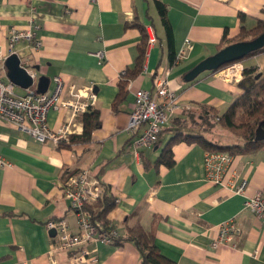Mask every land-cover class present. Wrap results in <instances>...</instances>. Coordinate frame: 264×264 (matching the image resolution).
<instances>
[{
	"label": "crops",
	"instance_id": "crops-1",
	"mask_svg": "<svg viewBox=\"0 0 264 264\" xmlns=\"http://www.w3.org/2000/svg\"><path fill=\"white\" fill-rule=\"evenodd\" d=\"M158 1L167 10L170 40L154 0H0V47L5 56L10 29L25 30L29 19L39 25L38 49L25 41L14 46L13 55L20 62L27 60L36 73L30 88L36 91L39 78L44 77L49 93L54 77H60L65 87L74 84L81 89L82 100L90 90L96 96L92 109L99 116V125L87 142L72 140L59 148L38 143L0 121V158L6 162L0 165V264H50L51 260L72 264L68 253L49 254L54 236L45 223L61 219L70 233L79 232L61 183L67 173L80 170H88L109 188L114 201L119 200L107 215L117 232L122 235L136 223L152 230L159 253L173 263L264 264V229L244 208L246 198L256 193L264 197V148L234 156L224 176L225 182H234V188L219 187L205 180L204 150L195 142H173L174 165H156L173 138L171 120L156 145L140 148L137 154L134 136L127 131L134 92L151 89L152 74L160 66L168 69L169 87L180 106L174 118L183 117V107L196 104L222 113L242 93L238 83L222 75L223 68L190 82L184 77L217 52L223 37L229 40L239 33V14L245 16L243 25L252 28L254 19L263 17L264 0ZM147 25L156 43L147 47L142 70L118 96L121 74L133 69L144 35L141 28ZM181 48L183 60L170 66L169 51L175 55ZM98 52L102 59L95 55ZM238 63L264 76V51ZM0 80L9 82L6 68L0 70ZM13 87L14 94L25 95L26 89ZM80 116L51 110L47 125L57 131L68 124L69 136L77 137L83 131ZM242 182L244 192L235 193V186ZM229 220L239 229L233 246L212 248L219 226ZM83 249L95 252L96 262L88 264H139V253L129 242L117 246L91 241Z\"/></svg>",
	"mask_w": 264,
	"mask_h": 264
},
{
	"label": "built area",
	"instance_id": "built-area-1",
	"mask_svg": "<svg viewBox=\"0 0 264 264\" xmlns=\"http://www.w3.org/2000/svg\"><path fill=\"white\" fill-rule=\"evenodd\" d=\"M39 25L29 19L28 27L25 30L10 29L7 36L9 55L14 53V46L20 41L33 44L35 49L41 46V42L35 38V32ZM147 37L146 45L152 46L156 43V38L151 26H144ZM187 49H192L188 39L184 41ZM184 49H179L174 57L175 64L183 60ZM99 59L103 58L101 52L95 54ZM5 56L0 47V70H4ZM20 66L26 71L31 79L36 77V73L30 68L27 60L20 62ZM244 68L240 63H234L225 67L222 75L232 83H239L243 78ZM54 88L51 92L36 93L30 87L26 89L23 96L14 94V87L11 82L0 80V121L7 122L38 143H50L54 147L57 144L65 143L71 133L69 125L62 126L54 131L48 128L47 115L51 110L58 111L64 109L70 111L74 117L87 113L94 105L96 96L89 90L86 99L82 100L81 89L70 84L65 87L60 77H54ZM190 105L183 107L189 110ZM180 109L176 94L170 89L168 81V69L160 66L152 74L151 89H137L134 92V102L131 113L128 116L127 131L134 136L133 146L135 154L140 148H152L155 146L162 128L166 126ZM232 155L227 152L205 151L203 154V172L207 182L223 187L234 188V182H225L224 176L228 171L232 160ZM0 165L6 162L0 158ZM232 176H235L232 173ZM230 185V186H229ZM246 188V183L242 182L235 186V193L241 194ZM61 191L66 198L69 209L73 211L77 218L78 233H70L64 220H50L45 223V228L55 231L54 242L50 247L49 254L58 252L68 253L69 261L72 264H88L96 262L94 251L84 250L83 247L88 242L96 241L110 245L112 238L118 233L114 229L108 236L98 238L96 227L89 220L84 211V207L97 200L102 193L100 180L91 175L88 170H80L76 173L66 174L62 183ZM119 200L115 199V203ZM244 208L259 219L262 229H264V197L256 193L244 201ZM218 236L211 243L212 248L220 245L233 246V238L239 232L238 227L232 220L226 221L219 226ZM50 264H56L51 260Z\"/></svg>",
	"mask_w": 264,
	"mask_h": 264
},
{
	"label": "trees",
	"instance_id": "trees-1",
	"mask_svg": "<svg viewBox=\"0 0 264 264\" xmlns=\"http://www.w3.org/2000/svg\"><path fill=\"white\" fill-rule=\"evenodd\" d=\"M154 5L165 35L167 39L170 40L171 28L166 19V7L158 0H154ZM261 14L263 17L255 18L254 26L250 29H247L245 25H243L245 16L239 14L241 22L239 33L229 40L223 37L217 51L233 43L251 41L262 34L264 32V6L261 9ZM141 32L144 35L140 42L139 53L135 59V65L131 71L121 74L120 92L118 96H120V94L123 95L129 80L142 70L143 59L147 53V37L143 28H141ZM262 51H264V47L249 53L238 62H243L247 58ZM174 57L175 55L169 51L168 63L170 66L175 64ZM228 65L222 66L218 70L224 69ZM255 76L256 74L253 69H244L243 78L238 83L242 93L236 97L222 113H219L214 108L196 104L191 105L189 110H184L182 113L183 117L174 118L173 116L171 119L174 129L173 138L162 150L155 162L156 165H163L166 168H171L174 165L175 162L170 149V145L173 142H195L204 152L220 151L227 152L232 156L255 154L263 149L264 140L256 141L255 134L258 127L264 132V76L258 78ZM80 115V120L83 125L82 134L77 137L68 136L67 141L58 145L57 148L69 144L72 140L87 142L90 139L92 131L99 125L98 111L93 110L91 107L87 113ZM188 119L194 124L197 123L205 132L193 134L183 133V131L179 129L180 126L178 124L186 122ZM167 129L171 130L170 128ZM225 136L234 138L235 141L229 143L227 139H225ZM70 173L72 172L67 174ZM100 184L102 187L101 196L84 207V211L88 215L89 220L97 229L98 238L108 236L113 229L117 231L107 218L108 213L114 207V198L111 197L109 188L103 185L102 182H100ZM124 242L131 243L137 249L140 257L139 264H175L159 253L155 245L154 232L152 230H145L139 223L133 226H127L122 235L118 233L117 237L112 238L111 244L118 246Z\"/></svg>",
	"mask_w": 264,
	"mask_h": 264
},
{
	"label": "water",
	"instance_id": "water-1",
	"mask_svg": "<svg viewBox=\"0 0 264 264\" xmlns=\"http://www.w3.org/2000/svg\"><path fill=\"white\" fill-rule=\"evenodd\" d=\"M264 47V32L258 35L255 39L246 42H237L225 46L216 53L199 61L184 77V80L190 82L204 72H213L227 64L241 61L249 53L257 51ZM7 71V79L15 86L23 89L29 88L33 80L29 77L26 71L20 66V61L15 55H10L4 61ZM257 74L255 77H260ZM48 79L41 77L37 83L36 93H45L47 90ZM255 140H264V132L260 127L256 130ZM53 236L55 231H49Z\"/></svg>",
	"mask_w": 264,
	"mask_h": 264
},
{
	"label": "rangeland",
	"instance_id": "rangeland-1",
	"mask_svg": "<svg viewBox=\"0 0 264 264\" xmlns=\"http://www.w3.org/2000/svg\"><path fill=\"white\" fill-rule=\"evenodd\" d=\"M215 53V52H214ZM213 53V54H214ZM70 85V84H69ZM180 127L179 129L183 131V133H203V128L199 127L198 124H194L191 120H187L186 122H182L178 124ZM183 127V128H182ZM205 132V131H204ZM222 135V132H221ZM225 139H227V142L231 143L233 141H235L234 138L225 136ZM158 141V140H157ZM157 143V142H156ZM52 145V144H51ZM156 145V144H155Z\"/></svg>",
	"mask_w": 264,
	"mask_h": 264
},
{
	"label": "bare ground",
	"instance_id": "bare-ground-1",
	"mask_svg": "<svg viewBox=\"0 0 264 264\" xmlns=\"http://www.w3.org/2000/svg\"><path fill=\"white\" fill-rule=\"evenodd\" d=\"M231 64V63H230ZM228 65V64H227ZM214 72V71H213ZM93 107V106H92ZM59 144H57V146H58Z\"/></svg>",
	"mask_w": 264,
	"mask_h": 264
}]
</instances>
